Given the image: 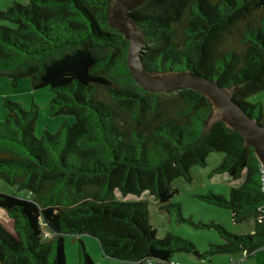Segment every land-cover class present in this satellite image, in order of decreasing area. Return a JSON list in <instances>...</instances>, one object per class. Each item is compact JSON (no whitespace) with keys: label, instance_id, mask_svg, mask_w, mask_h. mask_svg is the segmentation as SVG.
<instances>
[{"label":"trees","instance_id":"obj_1","mask_svg":"<svg viewBox=\"0 0 264 264\" xmlns=\"http://www.w3.org/2000/svg\"><path fill=\"white\" fill-rule=\"evenodd\" d=\"M112 1L29 0L0 9V76L48 88L50 115L75 118L38 137L37 106L3 98L0 179L32 199L0 193L14 232L0 223V264H65L64 237L81 235L95 238L105 256L134 264H173L177 251L203 258L264 249V170L254 149L224 122L205 128L212 105L204 95L151 93L134 82L128 41L109 26ZM131 15L149 73L215 80L264 125V103L249 101L264 89V0H148ZM214 152L223 157L209 176L237 185L228 196H195L228 209L235 223L252 219L251 233L211 223L222 242L200 254L186 238L158 237L145 200L119 198L147 192L167 210L172 181L192 182L190 169L205 167ZM79 255L92 264L81 240Z\"/></svg>","mask_w":264,"mask_h":264},{"label":"rangeland","instance_id":"obj_2","mask_svg":"<svg viewBox=\"0 0 264 264\" xmlns=\"http://www.w3.org/2000/svg\"><path fill=\"white\" fill-rule=\"evenodd\" d=\"M29 0H0V9H4L12 2L26 3ZM135 10V9H134ZM0 24H6L0 21ZM166 94V93H159ZM169 94V93H168ZM53 93L48 88L33 90L27 78H20L15 86L11 85L10 78L0 76V121L4 120L2 106L3 98L19 102L23 109L29 110L31 104L37 106V116L35 120L34 134L40 136L46 129L50 133H55L58 128L67 122L72 124L75 121L71 115H50L49 102ZM251 102L260 101L264 103V89L249 98ZM222 153H211L207 159L205 167L194 166L190 169L193 177L188 183L183 178H176L172 181V187L176 189L170 202L173 204L167 210H160L159 204L153 196L144 192L139 196H120L122 200H145L148 204L149 222L156 230V235L160 238L167 234L186 238L191 241L198 252H207L211 245L222 242L218 231L211 227V223L221 225L227 232L235 234H247L253 230V220L247 219L240 223L232 221L231 212L223 207L216 206L199 199L197 194L212 191L216 194L228 196L231 187L237 183L228 179L225 174L209 176L211 171L221 162ZM0 193L15 195L21 198L32 199V195L25 191H17L14 186L9 185L0 179ZM176 205H178L176 207ZM179 214V215H178ZM0 223L9 232L13 233V221L6 213L0 209ZM79 240L82 241L85 251L91 259L92 264H134L132 262H119L103 254L95 238L88 235L65 236L64 254L65 264H84V260L79 255ZM173 264H264V249L245 254L221 253L206 255L199 258L193 253L177 251L172 255ZM152 264H157L153 262Z\"/></svg>","mask_w":264,"mask_h":264},{"label":"water","instance_id":"obj_3","mask_svg":"<svg viewBox=\"0 0 264 264\" xmlns=\"http://www.w3.org/2000/svg\"><path fill=\"white\" fill-rule=\"evenodd\" d=\"M148 0H113L109 12V26L128 41L127 67L134 82L144 91L151 93H175L182 88L194 90L204 95L212 105L206 129L216 122H224L228 128L239 133L246 146L254 149V154L264 169V125L246 113L233 98L232 90L189 71L151 74L143 62L145 41L139 25L131 12Z\"/></svg>","mask_w":264,"mask_h":264},{"label":"crops","instance_id":"obj_4","mask_svg":"<svg viewBox=\"0 0 264 264\" xmlns=\"http://www.w3.org/2000/svg\"><path fill=\"white\" fill-rule=\"evenodd\" d=\"M2 115L5 116V110H3V114Z\"/></svg>","mask_w":264,"mask_h":264},{"label":"built area","instance_id":"obj_5","mask_svg":"<svg viewBox=\"0 0 264 264\" xmlns=\"http://www.w3.org/2000/svg\"><path fill=\"white\" fill-rule=\"evenodd\" d=\"M264 170V169H263ZM263 217V219H264V215L262 216ZM149 264H151V263H149Z\"/></svg>","mask_w":264,"mask_h":264}]
</instances>
